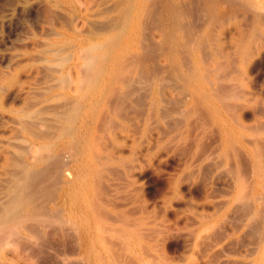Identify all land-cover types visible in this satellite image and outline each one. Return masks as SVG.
I'll use <instances>...</instances> for the list:
<instances>
[{
	"label": "bare ground",
	"instance_id": "6f19581e",
	"mask_svg": "<svg viewBox=\"0 0 264 264\" xmlns=\"http://www.w3.org/2000/svg\"><path fill=\"white\" fill-rule=\"evenodd\" d=\"M78 1L84 22L100 0ZM113 4L73 44L54 134L0 153V264L74 225L67 201L91 264H264V113L245 124L241 92L264 60V0Z\"/></svg>",
	"mask_w": 264,
	"mask_h": 264
},
{
	"label": "rangeland",
	"instance_id": "374dc122",
	"mask_svg": "<svg viewBox=\"0 0 264 264\" xmlns=\"http://www.w3.org/2000/svg\"><path fill=\"white\" fill-rule=\"evenodd\" d=\"M113 3H115V0L113 2L112 0H100L91 8L90 16H87L88 18L85 21L95 24L92 25L90 23L87 24L85 21L81 22V19H79L83 15L81 13L83 8H81L82 5L78 0H0V153L6 148L12 147V151L19 155V151L22 149L24 151L25 149V143L23 142L25 133H29L34 137H48L54 134L61 117L71 108V100L67 99L65 92L63 93L60 87L66 85L63 76L66 75V71L75 63L72 57L73 44L75 45L81 39L86 40L87 38L88 40L91 38L90 34H93L98 27L101 31L97 29L96 33H102V30L104 31L109 28L108 25L110 26L112 22L108 21L110 19L114 21L113 18L116 15V4ZM110 4L114 5L115 8L113 9ZM107 11L109 13L113 11V15H108ZM105 12L107 13L106 15L103 14ZM101 13L102 17H100ZM106 16L108 18H106L107 21L105 19ZM78 20L79 23H76ZM82 23H84V26ZM106 23L109 24L107 25ZM89 24L93 26L95 31ZM96 25L98 26L97 28ZM85 26L92 29L90 31L87 27L91 33L89 31L85 32ZM101 26L106 27H102V29L100 28ZM82 29L84 33H82ZM84 34L87 37H84ZM69 45L73 47L68 49ZM64 58L68 62H65ZM260 60L262 62H259ZM73 61L74 63H72ZM259 61L257 63L258 67L254 66L255 69L245 74V82L247 81L245 85L248 88L243 85L241 87L242 91L240 90L245 95L250 90L246 95L249 100L247 99L245 103L251 101V106L247 107L248 111L245 112L246 117L242 118L243 122L248 125H254L256 122L255 120L257 119L254 116L258 114L257 109L262 110V107V113H264V60L261 58ZM71 63L72 65H69ZM259 75H262V79ZM257 76L260 77L261 81L258 80ZM56 78L61 79L63 84L61 82L58 84L59 82L57 83V81L59 80H56ZM58 91H60L59 94H57ZM251 94L256 95V98L253 97L254 95L251 98ZM253 99L254 102L256 99L255 105ZM259 101L261 103L260 106H258ZM260 116L258 114L256 118ZM253 119L254 123L252 122ZM249 121L252 123H249ZM156 174L158 173L156 172ZM57 206L64 209L67 208L69 211L71 210V212L67 210L62 212L61 217L67 223L73 222L74 225L67 224L63 228L56 229V231H59V236L57 235L58 231H54V233L53 230L50 231L52 238L48 237L50 234L46 235V233L44 238H50L51 240L49 241L51 242L49 244L48 238H45L47 241H45L44 245L46 246H40L43 251L37 249L39 248L38 245L37 248H35L36 245H33L29 249V253L27 252L28 255L24 253L21 256L20 253L18 256L17 253L19 252H13L14 260L10 264H91L85 258V246L87 242L84 241V245L83 241H81L83 235L76 234L73 228L75 227V209H70L71 203H68V201L66 204L61 202ZM55 232L57 233L56 235H54ZM181 232L183 235H186V231ZM183 235L182 238H184H181L180 244L187 238V236ZM183 242L181 247L187 244L185 241ZM119 248L116 246L113 253L116 252L114 254L119 255L123 252L119 251ZM121 254L122 257L120 256ZM121 254L119 255L120 260L124 258V261H128L127 263H129L130 257L125 256L124 253Z\"/></svg>",
	"mask_w": 264,
	"mask_h": 264
},
{
	"label": "clouds",
	"instance_id": "9594fccd",
	"mask_svg": "<svg viewBox=\"0 0 264 264\" xmlns=\"http://www.w3.org/2000/svg\"><path fill=\"white\" fill-rule=\"evenodd\" d=\"M7 246H9V245H5V247H7Z\"/></svg>",
	"mask_w": 264,
	"mask_h": 264
}]
</instances>
